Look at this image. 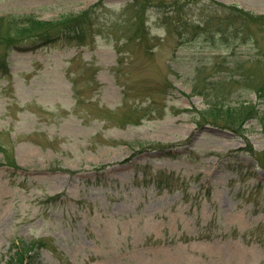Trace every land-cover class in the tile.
Returning <instances> with one entry per match:
<instances>
[{
	"label": "rangeland",
	"instance_id": "374dc122",
	"mask_svg": "<svg viewBox=\"0 0 264 264\" xmlns=\"http://www.w3.org/2000/svg\"><path fill=\"white\" fill-rule=\"evenodd\" d=\"M96 1L0 0V17ZM96 12L84 40L0 46V264L16 241L25 264H264V0ZM247 104L258 118L228 126Z\"/></svg>",
	"mask_w": 264,
	"mask_h": 264
},
{
	"label": "trees",
	"instance_id": "16d2710c",
	"mask_svg": "<svg viewBox=\"0 0 264 264\" xmlns=\"http://www.w3.org/2000/svg\"><path fill=\"white\" fill-rule=\"evenodd\" d=\"M83 18L82 21L85 22L90 18V14L86 11L84 14L78 16ZM75 18H65L60 22H54L49 20H42L34 15L27 16H17L4 18L0 17V46L5 45L6 47L12 46H25L29 45H45L60 37L67 38L71 35L69 29L76 28L74 22ZM85 27L82 29L84 31ZM76 32V31H75ZM74 32V33H75ZM2 60V61H1ZM3 65H5V60L0 59ZM231 110H235L233 107ZM254 110L252 107H247L242 114L229 115L225 117L224 120L227 121L228 126L241 125V123L247 118L253 116ZM263 129H264V117H263ZM264 154V153H263ZM264 160V156L261 157ZM259 161L262 166H264V161ZM27 249L21 248L15 254L13 259H18L20 264L23 263L25 257L27 256Z\"/></svg>",
	"mask_w": 264,
	"mask_h": 264
}]
</instances>
